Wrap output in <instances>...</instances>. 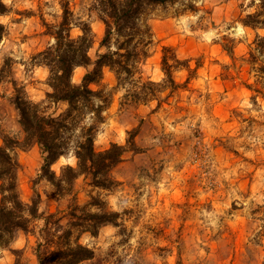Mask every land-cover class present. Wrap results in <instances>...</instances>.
<instances>
[{
  "label": "rangeland",
  "instance_id": "obj_1",
  "mask_svg": "<svg viewBox=\"0 0 264 264\" xmlns=\"http://www.w3.org/2000/svg\"><path fill=\"white\" fill-rule=\"evenodd\" d=\"M250 1L180 0L150 11L153 42L138 75L163 80V46L171 47L178 59L170 60L178 86L160 94V105L154 100L122 107L125 90L116 87V74L108 67L99 84H93L110 94L95 149L126 144L130 131L136 135L137 151L126 152L112 169L117 181L112 189L93 187L83 176L77 179L74 191L81 205L98 195L120 213L119 225L106 224L95 236L81 235L80 241L93 248L95 257L79 264H264V98L247 86L258 85L261 62L252 64L249 51L264 29L242 24L256 8ZM4 2L8 11L0 14L6 26L0 41V70L6 65L0 77L2 146L5 136L23 140L13 81L23 85L33 101H43L50 89L49 68L34 57L54 43L50 32L62 19L63 6L70 11L71 37L82 33L80 22L91 24L92 59L104 33L92 9L94 0ZM189 2L194 10L186 6ZM86 70L77 67L73 81L79 83ZM14 154L20 165L21 198L30 201L36 189L40 211L62 215L71 196L58 199L51 182L39 177L40 148L19 144ZM66 164H76L71 153L51 169L59 175ZM42 224L36 221L34 232H20L2 248L0 264H38L35 248Z\"/></svg>",
  "mask_w": 264,
  "mask_h": 264
},
{
  "label": "trees",
  "instance_id": "obj_2",
  "mask_svg": "<svg viewBox=\"0 0 264 264\" xmlns=\"http://www.w3.org/2000/svg\"><path fill=\"white\" fill-rule=\"evenodd\" d=\"M180 0H94L92 9L104 24V33L99 41L96 58L92 59L89 49L94 43V33L88 21L78 24L82 33L71 37L70 11L63 6L61 21L51 29L54 43L39 51L34 59L49 68L47 84L50 89L42 101L27 97L23 85L13 81V104L18 112V122L23 140L3 137L0 145V250L10 245L20 232H34L33 225L42 220L38 243L35 248L38 264H79L95 257L93 248L80 241L84 233L97 235L106 224L119 225L120 213L111 210L106 201L98 195L81 205L77 201L74 186L80 176L89 180L93 187L112 189L116 180L112 169L117 166L128 151H137L135 133L128 131L126 144L111 143L104 150L94 147L99 125L106 119L104 112L110 104V94L97 89L103 69L114 71L117 88L125 90L121 106L146 104L158 101L160 94L170 88L173 92L178 83L170 60L177 62V56L169 46L162 47V70L165 77L157 82L142 77L139 65L147 59L153 42L148 25V15L156 6H168ZM188 4V5H187ZM191 10L192 2L187 3ZM254 11L247 13L241 22L254 30L264 29V0H251ZM8 11L4 0H0V14ZM6 33L5 24L0 22V41ZM250 49V62L257 67L255 88H249L264 98V35L257 34ZM232 53L231 49H228ZM7 64V63H6ZM87 67L81 81H73L77 67ZM6 65L0 70L3 76ZM169 95H166L167 98ZM37 145L43 154L39 177H46L54 187L59 199L71 196V203L62 215L59 212L40 211L41 195L34 189L30 201L25 202L18 190L19 162L14 150ZM71 153L76 164H66L57 175L51 166L61 157ZM65 219V222H62ZM19 264V263H15ZM178 264H183L178 262Z\"/></svg>",
  "mask_w": 264,
  "mask_h": 264
}]
</instances>
